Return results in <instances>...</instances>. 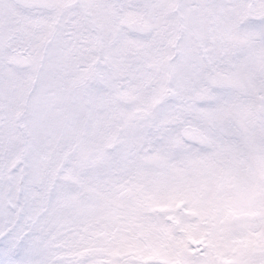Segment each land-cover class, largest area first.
<instances>
[{
  "label": "snow or ice",
  "instance_id": "obj_1",
  "mask_svg": "<svg viewBox=\"0 0 264 264\" xmlns=\"http://www.w3.org/2000/svg\"><path fill=\"white\" fill-rule=\"evenodd\" d=\"M0 264H264V0H0Z\"/></svg>",
  "mask_w": 264,
  "mask_h": 264
}]
</instances>
